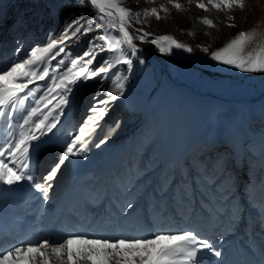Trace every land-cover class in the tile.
<instances>
[{"label": "snow or ice", "instance_id": "1", "mask_svg": "<svg viewBox=\"0 0 264 264\" xmlns=\"http://www.w3.org/2000/svg\"><path fill=\"white\" fill-rule=\"evenodd\" d=\"M125 2L126 0H84L90 9L89 19L84 20V13L81 12L71 23L65 21L59 37H49L46 45L33 47L25 58L0 61V127L6 125L9 129L7 139L0 137V184L13 186L27 181L40 194L43 202L47 203L58 174L70 162V158L86 157L92 148L99 149L106 145L112 133L120 126L117 122L114 127L105 131L101 122L112 104L124 94L127 77L118 72L113 73L115 79L108 87L104 86L103 79L100 80V86L95 89L94 103L88 106L86 115L61 146L52 165L46 172L34 175L29 170L32 142L39 141L56 128L60 114L68 103L72 86L106 76L121 65L131 72L133 58L139 51L134 43L136 40L151 43L164 56L172 55L174 50H193L172 36L149 39V33L134 30L133 23L139 22L141 16L145 19L155 17L157 20L161 17L156 8L136 13L125 8ZM169 2L176 10H182L183 6L175 0ZM244 2L245 0H207L206 3H196L195 7L205 12L212 9L231 11L235 8L243 9ZM160 10L168 12V8L164 6ZM198 22L209 28L215 26L209 18H202ZM228 27L234 25L229 24ZM98 29L102 33L89 40L88 49L81 55L73 58L61 47L73 38H78L79 34L86 35ZM96 40L104 43L96 44ZM202 50L208 51L206 47ZM104 51L110 54V58L103 59L99 67L91 69L89 65L93 63L97 53ZM57 57L61 59L55 67H50V62ZM210 59L242 73H264V34L257 40L255 30L241 31L225 46L211 52ZM139 62L143 64L145 61L141 58ZM36 81L45 82L44 93L39 97L36 94L40 91V86L30 87ZM29 97L33 98L35 106L25 108V101ZM21 109L24 111V115L20 117L22 123L14 115ZM16 128L19 129L18 135L13 131ZM217 166L226 168L227 161L220 160ZM195 177L213 184L216 189L215 176L207 175L206 165L202 170L196 169ZM171 183L169 181L167 187L162 186L161 192L166 193ZM181 183L188 185L187 174H182ZM134 188L130 184L124 189L127 196L120 207L121 213L134 209L132 200L127 198ZM183 196L187 200L188 192L184 191ZM221 247L214 239L202 235L195 228L114 240L77 233L56 241L45 238L35 243H21L0 251V264H224Z\"/></svg>", "mask_w": 264, "mask_h": 264}, {"label": "rangeland", "instance_id": "2", "mask_svg": "<svg viewBox=\"0 0 264 264\" xmlns=\"http://www.w3.org/2000/svg\"><path fill=\"white\" fill-rule=\"evenodd\" d=\"M261 1L245 0L243 9L235 8L231 11L212 9L205 12L197 9L195 4L206 3L207 0H191V2L190 0H175L176 3L183 6L182 10L173 8L169 0H154V2L153 0H126L123 6L133 12L143 13L156 8L161 17L160 20H157L155 17L145 19L141 16L139 22L133 23L134 30L149 33V39L164 35L172 36L193 50L191 52L174 50L172 55L164 56L151 43L134 41L145 62L143 64L137 62L138 70L134 76L135 80L133 79L128 86L125 85L124 94L112 104L102 121L105 131L109 127H114L117 122L119 123L120 126L116 128L118 132L114 133V131L113 137L110 138L114 145L121 141L122 138L118 139L119 136H125L127 127L140 115L145 103L149 107L148 115L153 116L151 117L154 119L153 122L159 126L158 138L153 142V145L156 144L155 148L165 144L170 132L174 131L181 116L187 112L186 124L183 128L185 134L198 138V144L193 151V159L196 161H201L209 156L216 157L214 160L218 159L219 161L229 159L227 152L209 151L207 146L214 140L215 133L220 139L219 130L221 127L216 124L215 119L222 106L228 110L232 109L230 101L235 103L234 109L241 112L244 118L250 117L252 110L255 116L260 117V120L254 117V124L256 121L257 125H262L264 128V73H242L210 59L211 52L225 46L241 31L255 30L257 40L260 39L264 34V0ZM37 3V0L34 2L30 0H0V42L3 32L5 33L7 28H14L13 33L16 32V36L26 46L24 54L21 55L22 59L33 47L46 45L49 37H59L64 29L59 27L61 22L56 24V28H49L50 24L56 22H47L50 15L43 8V4ZM161 6L168 8V12L161 11ZM66 9L77 16L83 12L84 20L90 18L85 14L81 0L79 2L78 0L72 1ZM202 18L212 19L215 26L209 28L199 23L198 21ZM229 24L234 27H228ZM45 29H47L46 32L40 33V30L44 31ZM81 33H83V28ZM101 33L102 30L98 29L86 35L79 34L78 38H73L61 47L65 48V53L74 58L88 49V42L92 37ZM113 34L115 35V33ZM8 38L6 35V40L2 45H5ZM95 43L102 44L104 42L96 40ZM205 47L208 49L207 52L202 50ZM1 49H4L6 54L11 53L7 46L0 47ZM105 58H110L107 51L98 52L89 67L93 70L96 69ZM59 59L61 57H57L50 64L54 62L53 67H55ZM110 73L86 81L80 94V103L77 102L68 109L70 112L75 108L81 110L77 112L76 118L71 119L72 127L75 128L76 124L86 115L88 106L94 103L95 89L100 86V80L103 79L105 87L111 86V82L115 78ZM169 78L176 80L177 83L174 84L177 85H170ZM50 82L48 81V83ZM74 91L75 85L72 86V91L68 96V103L71 101ZM120 110L122 111L121 118H119ZM95 151L97 149L93 150V152ZM93 152L91 151V153ZM214 168L217 166L209 169L207 175L211 171L214 172ZM252 169L256 170L254 167ZM228 172L230 173L229 170ZM256 175L257 171L254 172V177ZM261 175H264V168Z\"/></svg>", "mask_w": 264, "mask_h": 264}, {"label": "trees", "instance_id": "3", "mask_svg": "<svg viewBox=\"0 0 264 264\" xmlns=\"http://www.w3.org/2000/svg\"><path fill=\"white\" fill-rule=\"evenodd\" d=\"M19 1V0H14ZM22 1V0H20ZM31 2H34L36 0H30ZM45 0H37V4H43V8L47 12L48 15H50L49 22L55 21L56 23L50 24L49 28H56V24L58 22H61L59 27L62 29L65 27V21L67 20L69 23H71L72 20L77 19L79 16H77L75 13L68 11L66 9L68 4H71L74 0H46L47 2H44ZM82 7L84 8L85 14L89 16L90 9L85 5L84 0H81ZM65 3V4H64ZM67 3V4H66ZM47 4V5H45ZM45 5V6H44ZM141 59V53L138 52L137 56L133 58L134 63V71L137 72V62ZM118 72L120 75L127 77L125 81V85L128 86L133 81V73L128 72L126 66H117L116 68L112 69L110 75L113 76V73Z\"/></svg>", "mask_w": 264, "mask_h": 264}, {"label": "bare ground", "instance_id": "4", "mask_svg": "<svg viewBox=\"0 0 264 264\" xmlns=\"http://www.w3.org/2000/svg\"><path fill=\"white\" fill-rule=\"evenodd\" d=\"M248 1V0H247ZM263 1V0H262ZM261 1V2H262ZM253 2V1H252ZM249 3V2H248ZM248 5V4H247ZM260 6V5H259ZM250 7V6H249ZM255 8V7H254ZM260 8V7H259ZM253 10V9H252ZM262 10V9H261ZM213 15V14H211ZM230 104L232 105V109L228 110L225 109L223 106L219 109L218 113H217V117L215 119L216 124H218L221 127V130H219V134H220V139H224L225 135L227 134L228 130H229V114H236L237 118L241 121H243V116L241 115V112H237L234 109V105L235 103L233 101H230ZM239 106V105H238ZM240 107V106H239ZM236 108V107H235ZM241 110V109H240ZM242 111V110H241ZM231 123V122H230ZM236 123H234L232 125V127L235 125ZM231 127V128H232ZM225 131V133H224ZM238 223H240V221H238Z\"/></svg>", "mask_w": 264, "mask_h": 264}]
</instances>
